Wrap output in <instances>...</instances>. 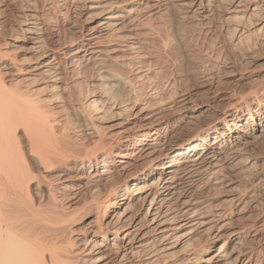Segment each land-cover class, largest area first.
<instances>
[{"label": "bare ground", "instance_id": "bare-ground-1", "mask_svg": "<svg viewBox=\"0 0 264 264\" xmlns=\"http://www.w3.org/2000/svg\"><path fill=\"white\" fill-rule=\"evenodd\" d=\"M179 18L206 60L190 89L160 77L170 61L190 65ZM257 39L264 0H0V264H264V82L215 88V69L237 78L223 48ZM68 83L89 88L82 103L63 95ZM122 103L138 132L113 136L124 123L104 130L102 115ZM115 177L68 210L81 183Z\"/></svg>", "mask_w": 264, "mask_h": 264}, {"label": "rangeland", "instance_id": "rangeland-1", "mask_svg": "<svg viewBox=\"0 0 264 264\" xmlns=\"http://www.w3.org/2000/svg\"><path fill=\"white\" fill-rule=\"evenodd\" d=\"M10 16V15H9ZM8 16V18L10 19H8L9 20V22H11V17H9ZM169 15L168 14H164L163 15V17H161L160 18V21L162 20V25L163 24H165V25H163V31H164V34L165 33H169L170 32V30H171V28H170V22H169ZM166 19V20H165ZM62 19H60V22H59V25H58V31H60L59 33H60V35H59V33L57 32V30H56V32L58 33V38L61 40V41H63V40H65V41H67V39H68V35H69V33H68V31L67 30H62L63 29V26H61V24L63 23L62 21H61ZM168 21V22H167ZM182 21V22H181ZM187 21H189V23H187ZM49 23H50V21H48ZM52 22V21H51ZM179 22H180V24H179ZM179 22H178V28L180 29V31L185 35V37L189 40V46H188V52H189V54H190V57H191V60H190V65H188V67L187 66H185V67H181V66H179L178 64L177 65H175L176 63L175 62H173V61H170V62H168V64L169 65H167V66H165V68H164V71L161 73V76L160 77H162L163 76V78L162 79H164L165 78V76L166 77H169V78H172V79H175L176 77V81H178L179 82V84H180V87L181 88H187V89H190L191 88V86H192V81H193V79L192 78H194V75L197 73V71L201 68V67H203V65L205 66V64H203V63H206V60H205V57L201 54V53H197L198 51H197V48H196V45H195V43L197 42L196 41V34H197V29H196V27L194 26V24H192V22L189 20V19H185V18H179ZM53 23V22H52ZM186 23V24H185ZM182 25V26H181ZM188 25V26H187ZM167 26V27H166ZM192 26H193V28H192ZM62 27V28H61ZM189 27V28H188ZM191 27V28H190ZM60 28V29H59ZM169 28V29H168ZM192 30V31H191ZM196 30V31H195ZM50 32V30H48V29H46V32ZM64 31V32H63ZM185 32V33H184ZM186 32H187V34H186ZM192 32V33H191ZM195 34V35H194ZM62 36V37H61ZM63 36H64V38H63ZM194 36V37H193ZM62 38H63V40H62ZM212 38V37H211ZM193 41H192V40ZM194 42V43H193ZM246 42V41H245ZM245 42H243L242 44H243V46H242V44H239V45H236V46H234L235 47V49H234V47L233 46H231L230 48L229 47H224L223 49H224V51H226V53H227V59H226V61L229 63H227V66H231L232 67V69H233V73L235 74V77H237L236 78V80L235 79H231V81L230 80H227L226 79V77H224V75H223V72L222 71H220L219 69H215V75H216V79H215V83H216V85H215V88H216V90L217 91H219V92H225V91H229V90H232L233 88H234V90H236V91H239V92H243V91H248V90H250V89H253V88H257L258 86H260L263 82H264V42L262 41V40H260V39H257V42L255 43L254 41H247L246 43ZM19 44V46L16 48V49H14V54H15V56L17 57V58H19V59H21V58H25V59H27V57L28 56H30V53H27L26 51H25V49H24V47H23V43L22 42H19L18 43ZM254 44V45H253ZM249 46H250V49H249ZM192 47H193V49H192ZM195 47V48H194ZM192 50V51H191ZM235 50V51H234ZM195 53H194V52ZM193 52V53H192ZM194 54V55H196V56H192V55ZM199 54H201V55H199ZM248 54H250V55H248ZM199 55V56H198ZM251 56V57H250ZM198 57H199V59H198ZM229 58H231V59H229ZM23 60V59H22ZM194 62H193V61ZM230 60V61H229ZM192 61V62H191ZM236 61V62H235ZM231 62H233V64L231 63ZM170 63H171V65H170ZM173 63H175V64H173ZM193 63V64H192ZM196 63H197V65H196ZM111 66H110V65ZM199 64V65H198ZM106 65H107V67H110V68H114V69H118L119 70V68H118V66L116 65L115 66V64L113 65L112 63H106ZM113 65V66H112ZM173 65V66H172ZM194 65V66H193ZM200 65H201V67H200ZM234 65V66H233ZM92 66V64L90 65V67L88 68V69H86V71L88 70V71H96V68H93V67H91ZM115 66V67H114ZM179 66V67H178ZM198 66V67H197ZM175 69H174V68ZM169 68V69H168ZM186 68H187V70H186ZM192 70H191V69ZM180 69V70H179ZM182 69V70H181ZM196 69V70H195ZM168 70V71H167ZM189 70H190V73H189ZM172 71H176L175 73L173 72V74H172ZM180 71L181 72H183V73H180ZM187 71V72H186ZM164 72H166V73H164ZM196 72V73H195ZM89 73V72H88ZM164 73V74H163ZM168 73V74H167ZM195 73V74H194ZM167 74V75H166ZM169 74H170V76H169ZM185 74H186V76H185ZM194 74V75H193ZM220 74V75H219ZM173 75V76H172ZM184 75V76H183ZM188 75V76H187ZM220 77H219V76ZM182 76V77H181ZM190 76V77H189ZM191 76H193L192 78H191ZM184 77V78H183ZM187 77H188V79H187ZM162 79H157L159 82L162 80ZM180 79V80H179ZM185 79H187V80H185ZM191 79V80H190ZM224 79V80H223ZM226 80V81H225ZM218 81V82H217ZM182 83V86H181V83ZM225 83V84H224ZM79 84V85H78ZM258 84V85H257ZM73 84L72 83H68V85L66 86V88L67 89H65L64 91H63V95L65 96V97H69V95H70V97L72 96V97H74V98H72L71 97V101L72 102H74V103H72V104H75V105H77V104H80V103H82V100H83V98H85L86 96H88L89 95V88L84 84V83H77L76 85L77 86H72ZM190 85V86H189ZM83 86H84V88H83ZM185 86V87H184ZM70 87V88H69ZM76 87H78L77 89H76ZM80 87V88H79ZM189 87V88H188ZM72 88H74V89H72ZM226 88V89H225ZM81 89V90H80ZM73 90V91H72ZM71 91H72V93H71ZM82 91V92H81ZM68 92H70V93H68ZM94 92L96 93V94H102V93H100V90H98L97 88H95V90H94ZM138 93V91H137V89L135 90V93ZM75 93V95H73ZM81 93V94H80ZM84 93V94H83ZM79 94V95H78ZM78 96V97H77ZM83 98H82V97ZM76 98H78V100L76 99ZM80 99H81V101H80ZM76 100V101H75ZM202 101H204L203 100V98L201 99ZM201 101V102H202ZM125 103V102H124ZM124 103H122V105L124 104ZM154 104V102H151V104ZM255 103V102H254ZM54 105H57V104H53V106ZM119 106V107H118ZM127 106L126 105H123V106H121V105H117V107H112V108H107L106 109V112H104V114L102 115V118H103V120H102V125H105V128H104V130H107L108 128H110L109 126H111L112 124H114V126L117 124V123H119V122H123L124 123V125H122V127H120V128H117V130L115 129V130H113V131H110V133L109 134H117L118 132H122V134H126V132H128V131H134L135 132V129H136V132H138L137 130H138V127H136V126H138V120L136 119V117H134V109H133V107H131V106H128V108H126ZM119 109H121V110H119ZM125 109V110H124ZM64 115L65 114H62V116L64 117ZM77 115L76 114H73L72 115V118L73 117H75V119L73 118V120H74V122L76 123V124H79V122L81 123V121H80V119L78 118V117H76ZM204 117H201L200 116V118L198 117H196V119L195 118H183L182 119V121H181V124H180V128H179V130H178V132L179 133H181V132H185L186 130H190V128L192 129V128H197L198 126H200V125H202V124H204V123H206V122H208L209 121V119H203ZM194 119V120H193ZM188 124H189V126H188ZM185 125H187V126H185ZM108 126V127H107ZM183 126V127H182ZM195 126V127H194ZM130 127V128H129ZM181 128H183V129H181ZM124 130V131H123ZM118 131V132H117ZM114 132V133H113ZM139 135V133L138 134H135L134 136L135 137H139L138 136ZM114 136V135H113ZM113 136H109L108 137V141H111V139H112V137ZM178 138L179 137H176V138H174V141L172 142V143H175L177 140H178ZM79 148L81 149V151H85V150H87V149H89V147L87 146V145H81V146H79ZM263 149H264V147H263ZM116 178V179H115ZM115 178H110V180L109 179H107V180H105V181H102V183L100 182L99 184H98V186H96V187H91V186H89L88 184H85V183H81L79 186H77L76 188H75V195H76V199H77V204H75L73 207H71L70 209H68V210H74L75 208V206H76V208H78L79 206H81V204L83 203V201L85 200V199H90V197L91 198H94V199H97V198H101L102 199V196H104L107 192H109L111 189H112V187L115 185V183H117L118 181H119V179H117V177H115ZM42 181L43 180H40V182H41V187L42 188H44L43 187V185H45L46 183L44 182V183H42ZM115 182V183H114ZM99 187V189H97ZM103 187V188H102ZM78 188V189H77ZM90 188V189H89ZM101 188V189H100ZM106 189V190H105ZM77 190V191H76ZM93 190V191H92ZM102 192H101V191ZM95 191V192H94ZM96 191H99L98 193L99 194H97V192ZM35 192V191H34ZM33 192V193H34ZM94 192V193H93ZM217 192V193H216ZM93 193V194H92ZM209 193V194H208ZM208 193H207V195L209 196V197H213V200H214V202L215 203H219L221 200H222V198H223V195L219 192V191H216V190H210V191H208ZM37 194V193H36ZM96 194L98 195V196H96ZM95 195V196H94ZM93 196V197H92ZM66 201H67V198L66 197H60L59 199H57V203L59 204V205H66ZM64 205V206H65ZM240 207V206H239ZM67 211V210H66ZM90 215H88V216H82V218L81 219H78V220H75L73 223H65V228L67 229L69 226H70V228L72 227V228H79L81 225H82V223L89 217ZM74 218H76L75 216H73ZM236 218H238V216L236 217ZM62 222H64L63 220L62 221H60L59 222V224L60 223H62ZM66 232H67V230H66ZM221 242V240H219V242H218V244ZM193 246H194V244H193Z\"/></svg>", "mask_w": 264, "mask_h": 264}]
</instances>
